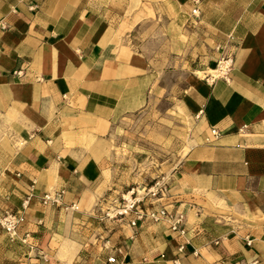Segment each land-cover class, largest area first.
Wrapping results in <instances>:
<instances>
[{
	"label": "crops",
	"instance_id": "crops-1",
	"mask_svg": "<svg viewBox=\"0 0 264 264\" xmlns=\"http://www.w3.org/2000/svg\"><path fill=\"white\" fill-rule=\"evenodd\" d=\"M192 10L190 0H0V212L29 199L17 235L33 247L0 228V264H264V3ZM227 56L228 75L208 83ZM175 73L170 105L197 137L164 196L142 208L183 214L187 235L149 218L132 227L134 215L100 221L113 127L158 103ZM47 194L60 202L44 205Z\"/></svg>",
	"mask_w": 264,
	"mask_h": 264
},
{
	"label": "rangeland",
	"instance_id": "rangeland-1",
	"mask_svg": "<svg viewBox=\"0 0 264 264\" xmlns=\"http://www.w3.org/2000/svg\"><path fill=\"white\" fill-rule=\"evenodd\" d=\"M180 85L178 73L165 76L162 89L155 95L154 101L158 103L113 127L111 161L115 163L116 174L109 192L113 195L110 202L128 193L143 195L157 183L167 185L171 173L194 144L197 137L194 122L179 106L170 105V101H177Z\"/></svg>",
	"mask_w": 264,
	"mask_h": 264
},
{
	"label": "built area",
	"instance_id": "built-area-1",
	"mask_svg": "<svg viewBox=\"0 0 264 264\" xmlns=\"http://www.w3.org/2000/svg\"><path fill=\"white\" fill-rule=\"evenodd\" d=\"M193 5L192 15L198 17L200 14V5L201 0H190ZM264 3V0H260ZM234 64V60L231 56L223 57L218 63L217 67L210 73L209 76L205 79L209 83L210 81L213 83L214 80L218 78H223L228 75L232 66ZM201 114V113H200ZM212 134L215 138L219 137L217 131H212ZM166 187L164 185H159L158 183L152 187H150L147 191H144L143 195L134 196L133 193H128V195H122L119 198L113 199L110 204L101 211L100 221H117L122 220L130 215H134V219L130 222L132 227H136L137 223L140 221H144L149 218L153 220L155 223L166 222L168 223L170 229L174 232L179 233L180 236L185 237L187 235V230L184 225V215L175 213L170 214L163 208H153V204L151 207L143 209L144 203L148 199L157 200L162 198L165 194ZM61 200V194H47L42 198V203L44 205L47 204H55L57 205ZM29 199H27L23 205L21 211L10 212L4 211L0 212V228L5 231V233L9 236L12 241L20 240V242L28 247L29 251L33 250L32 245L28 243L29 235H26L23 238H19L17 235V230L20 224L25 221V217L23 212L27 209ZM264 234V230H263ZM180 250H184V247H181ZM46 260V257H44ZM117 261L115 258H109L108 264H116ZM25 264V263H23ZM174 264H178L177 261Z\"/></svg>",
	"mask_w": 264,
	"mask_h": 264
},
{
	"label": "bare ground",
	"instance_id": "bare-ground-1",
	"mask_svg": "<svg viewBox=\"0 0 264 264\" xmlns=\"http://www.w3.org/2000/svg\"><path fill=\"white\" fill-rule=\"evenodd\" d=\"M211 73H213V71Z\"/></svg>",
	"mask_w": 264,
	"mask_h": 264
}]
</instances>
